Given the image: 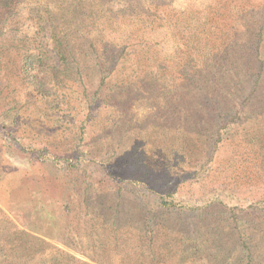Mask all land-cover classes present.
<instances>
[{
	"label": "rangeland",
	"instance_id": "obj_1",
	"mask_svg": "<svg viewBox=\"0 0 264 264\" xmlns=\"http://www.w3.org/2000/svg\"><path fill=\"white\" fill-rule=\"evenodd\" d=\"M71 257L264 264V0L0 6V264Z\"/></svg>",
	"mask_w": 264,
	"mask_h": 264
},
{
	"label": "trees",
	"instance_id": "obj_2",
	"mask_svg": "<svg viewBox=\"0 0 264 264\" xmlns=\"http://www.w3.org/2000/svg\"><path fill=\"white\" fill-rule=\"evenodd\" d=\"M19 0H0V6L2 7H7L8 5L10 4H13L15 2H18ZM163 205H166V203L162 202ZM61 252V251H59ZM72 260H74L77 264H89V263H86V262H82L80 259H74V257H71ZM91 260V259H90ZM90 263H96V264H107V262H104V261H94V260H91Z\"/></svg>",
	"mask_w": 264,
	"mask_h": 264
}]
</instances>
